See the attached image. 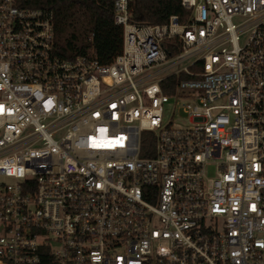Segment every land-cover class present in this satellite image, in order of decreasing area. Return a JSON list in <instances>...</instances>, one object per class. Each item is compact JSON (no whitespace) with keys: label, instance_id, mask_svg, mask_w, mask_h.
I'll list each match as a JSON object with an SVG mask.
<instances>
[{"label":"built area","instance_id":"1","mask_svg":"<svg viewBox=\"0 0 264 264\" xmlns=\"http://www.w3.org/2000/svg\"><path fill=\"white\" fill-rule=\"evenodd\" d=\"M45 1L0 0V264H264V0H110L108 65Z\"/></svg>","mask_w":264,"mask_h":264},{"label":"trees","instance_id":"2","mask_svg":"<svg viewBox=\"0 0 264 264\" xmlns=\"http://www.w3.org/2000/svg\"><path fill=\"white\" fill-rule=\"evenodd\" d=\"M53 12L55 44L65 59L86 55L101 65L110 64L123 47V30L114 23V4L110 0L83 2L45 1ZM184 17L187 11L178 1L146 0L134 4L133 18L145 25L165 24L170 16ZM92 36V42L87 38Z\"/></svg>","mask_w":264,"mask_h":264},{"label":"rangeland","instance_id":"3","mask_svg":"<svg viewBox=\"0 0 264 264\" xmlns=\"http://www.w3.org/2000/svg\"><path fill=\"white\" fill-rule=\"evenodd\" d=\"M173 107H172V103H169V105H167L166 107V112H165V122L167 123L169 121V119L172 117L173 115ZM188 120L187 117L183 114V112L180 110L178 115L176 116V118L174 119L172 126L174 127H182V126H186L188 125ZM207 173L210 177H213L215 174V168L214 167H209L207 170Z\"/></svg>","mask_w":264,"mask_h":264},{"label":"snow or ice","instance_id":"4","mask_svg":"<svg viewBox=\"0 0 264 264\" xmlns=\"http://www.w3.org/2000/svg\"><path fill=\"white\" fill-rule=\"evenodd\" d=\"M0 107H2V106H0ZM101 131H104V129H101ZM94 146H97V147H103V146H105L104 144H94Z\"/></svg>","mask_w":264,"mask_h":264}]
</instances>
